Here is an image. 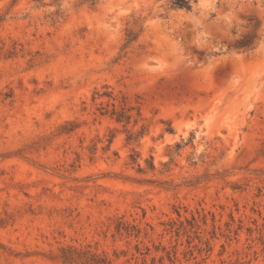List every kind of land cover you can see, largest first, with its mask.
<instances>
[{"label": "rangeland", "instance_id": "374dc122", "mask_svg": "<svg viewBox=\"0 0 264 264\" xmlns=\"http://www.w3.org/2000/svg\"><path fill=\"white\" fill-rule=\"evenodd\" d=\"M174 1L0 0V264H264V0Z\"/></svg>", "mask_w": 264, "mask_h": 264}, {"label": "trees", "instance_id": "16d2710c", "mask_svg": "<svg viewBox=\"0 0 264 264\" xmlns=\"http://www.w3.org/2000/svg\"><path fill=\"white\" fill-rule=\"evenodd\" d=\"M174 6L177 8H185L187 10L191 9L189 0H175L173 2ZM137 39V34L134 33L132 30L128 29L125 32V39H124V44L122 46V50L127 48L132 42H134ZM97 97H107L111 98V93L109 92H103L102 94L95 93L94 94ZM114 107V106H113ZM134 108L129 107V108H124L122 107L119 111L115 110L113 108L109 112V116L115 120L117 123H125L129 124L131 121V114L130 112L133 111ZM136 110V116H140V112L137 109ZM108 114V111L100 112V115H106ZM75 129V126L72 123H68L66 126L62 128V133L64 132H72ZM142 134V131L138 133L137 135L133 136L132 134H129L127 137V141H136L138 137ZM150 168H153L152 163L149 164ZM120 227H117V231H120ZM124 230L126 231L127 228L126 226L124 227ZM263 249H264V241L262 242ZM60 260L62 264H111V262L104 256H98L95 254H92L89 251H82V250H77L73 248H64L61 249V256Z\"/></svg>", "mask_w": 264, "mask_h": 264}]
</instances>
